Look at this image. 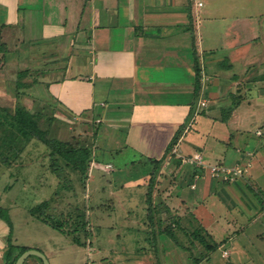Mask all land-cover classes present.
Segmentation results:
<instances>
[{
	"label": "crops",
	"instance_id": "obj_1",
	"mask_svg": "<svg viewBox=\"0 0 264 264\" xmlns=\"http://www.w3.org/2000/svg\"><path fill=\"white\" fill-rule=\"evenodd\" d=\"M203 1L199 7L197 0H0V79H8L3 59L10 43L15 47L29 38L20 62L28 57L30 66L13 74L25 75L20 80L29 85L27 90L28 76H37L35 86L45 84L44 97L28 92L35 99L34 108L52 99L78 120L98 113L97 123L111 122L94 133L96 172L119 177L122 170L104 158V152L122 156L130 149L146 161L166 153L156 184L165 188L175 180L177 191L171 194L168 188L170 200L159 195L165 205L181 215L188 211L201 222L214 218L209 234L223 245L222 264H264V13H212L203 9ZM15 58L19 55L10 57L17 66ZM98 83L104 84L99 94ZM16 97V107L21 103L30 111ZM126 106L128 114H118ZM114 127L123 130V141L104 150L103 139ZM196 151L207 162H250L244 176L225 185L205 177L212 180L205 182L204 192L216 193L211 208L194 192V170L175 166L178 156ZM145 165L130 164L124 169H132L123 172L133 174ZM151 170L144 168L143 176ZM15 188L26 191L22 182ZM214 227H222L225 234L217 237ZM6 230L0 219V247L10 237ZM18 239L13 235L21 245ZM2 248L0 264H5ZM245 249L246 260L236 261L234 255ZM210 253L194 257L193 264L210 259Z\"/></svg>",
	"mask_w": 264,
	"mask_h": 264
},
{
	"label": "rangeland",
	"instance_id": "obj_2",
	"mask_svg": "<svg viewBox=\"0 0 264 264\" xmlns=\"http://www.w3.org/2000/svg\"><path fill=\"white\" fill-rule=\"evenodd\" d=\"M209 8L212 13H241V15L264 13V0H206V6L203 9ZM28 39L25 43H19L15 47L14 42L10 43L7 57L3 59L6 77L10 80L0 79V106H7V109L13 113L16 110V96H18L21 101L31 107L29 108L31 112H37L36 115L34 114L37 125L34 129L35 133L33 136H28L26 139L28 141L24 145H22L23 139H11L13 136H8V139L11 140L9 141L11 147L22 148L19 155H15L18 153L17 150L10 153L12 155L9 158L10 163L4 162L2 159L4 157L2 154L6 153V149H8L5 146L6 142L0 145V172L2 170L4 172L1 173L2 178L0 179V219L7 227L6 237L10 235L12 230V238L13 235H16L21 245L43 252L50 264H193L194 257L198 256L200 259L206 253V248L195 241L191 232H194L195 228L198 227L199 229L202 228L203 234L207 233L206 235H208L212 231L214 218L204 217L203 223L195 221L193 224L192 215L188 211L182 215L178 214L179 209H171L168 203L167 208L164 198L159 195L161 194L163 197L167 195L166 199L170 200L168 199L169 193L173 191L171 194H175L177 183L175 180H171L170 187L167 185L164 188V184H156V180L152 189L154 203H152L154 211H151V216L154 219L152 223L149 219L150 204L147 201L150 176H143V169H153L155 166L153 162L146 161L142 157H135L134 151L130 149L124 150L122 156H118L120 154L116 151L104 152V158L112 160L117 166V170L122 169L117 173L119 177L111 172H105V174L96 172L95 160H93L85 186L81 184L79 174L74 172L72 168L60 169L62 173L60 177L54 172L51 166V147L44 139L40 138L41 133L46 139L69 140L89 146L94 151L98 141L93 139L96 129L98 132V128H107L111 122L105 120L102 124L97 123L98 113L91 114L88 120H78L50 98V102L44 100L38 103L37 109H35V99L28 92L34 91V94L38 92L40 97H44L43 94L46 93L45 84L35 86L33 79H36L37 76H28L31 77L29 82L31 87L27 90L26 87L29 85L20 80L25 78V75L17 77L16 74H13L15 69L16 71L24 70L30 66L28 57L20 62L23 55L27 54L23 49L29 42ZM17 55H19V58H15L17 66H14L13 59L10 57H17ZM45 67L50 70V66L46 65ZM45 75L49 76L50 74ZM40 77L38 76V78ZM97 86L99 94L104 84L98 83ZM127 86L124 84V87ZM6 88H9L10 91L8 92ZM120 111L118 114L126 116L129 107L126 106L121 113ZM116 123L120 122L116 121ZM9 128V126L6 127L4 132L0 127V144L3 141V134H9ZM10 130L15 135L23 133L18 128ZM123 137L122 129L120 130L118 127L108 128L107 138H104L102 142L103 149L106 150L107 146L116 145V142L123 141ZM14 141L20 143L14 144ZM191 154L195 155L198 152ZM183 155L186 154L183 153ZM136 158L139 159L135 160ZM145 161L147 165H145ZM130 164L138 165V168L142 165L145 166L133 174L130 171L128 174L124 173L123 171L132 169V166L124 169ZM6 165H10L12 168L7 170ZM10 175L12 176L10 177ZM205 177L195 179L198 188L194 192L197 198L202 200L201 202L211 208L210 204L216 193L204 192L205 182L212 180ZM214 181L215 183H228V181L217 178H214ZM20 182L26 185V191L15 188ZM143 182L146 185L140 184ZM168 188H170V192ZM56 191L58 192L56 193ZM191 198L194 199V197ZM45 201H47L46 212L49 216L51 213L56 217H68L69 227L67 229L72 230L79 227V230L72 231L73 234L71 235L63 234L45 223L41 219L40 212H37L40 210L38 206ZM194 201L198 203L197 200ZM218 209L221 211L220 206ZM78 214L83 215L82 219L88 220L87 225L70 224L75 221ZM169 224L174 225L176 238L163 231ZM214 230L217 237L225 234L222 227H214ZM76 237L80 239V244L74 241ZM238 237L244 239L240 232ZM206 240L212 245L217 243L208 236H206ZM13 243L18 245L15 241ZM217 244L218 247L210 253L212 257L208 260H200L199 264H222L223 260L220 259L223 245ZM226 244L228 245L229 242ZM3 245V248L0 247V249L4 250L8 247L6 238ZM250 248L251 244L248 243V250ZM248 250L245 249L240 252L239 256L235 254L236 261H245ZM16 251H18L17 248ZM30 260L33 261L29 264H42L40 256L31 255L25 260V264H28ZM262 260L264 263V257Z\"/></svg>",
	"mask_w": 264,
	"mask_h": 264
},
{
	"label": "trees",
	"instance_id": "obj_3",
	"mask_svg": "<svg viewBox=\"0 0 264 264\" xmlns=\"http://www.w3.org/2000/svg\"><path fill=\"white\" fill-rule=\"evenodd\" d=\"M204 5V4H203ZM201 7V6H200ZM1 66V64H0ZM196 73H197V80H198V90L201 89V66L200 64L197 62L196 64ZM34 114L36 115V113L30 112L25 108V105L18 103L16 110L12 113L10 112L6 106H0V127H2V129L6 130V127H10L8 129L9 134H3V141L1 142L0 145H2V143L6 142V148L8 147V149H6V153H3L2 159L4 160V162H11V160L9 158H11V154L13 153L12 151L17 150L18 153H16L15 155H19L20 151L22 150V148H17L16 147H11L9 145V141H11L10 139H8L9 135H12L13 138L11 139H28V136H33V133H35L34 129L37 127L36 125V121H35V117ZM21 129L23 133L19 134V135H15L12 130L10 129ZM181 129H179L174 137L172 138V140L170 141L168 148L169 151L171 150V148L173 147V145L177 142L180 133H181ZM24 135V136H23ZM40 138L44 139L46 141V143H48L51 147L50 150V156H51V166L52 169L54 170V172L60 177L62 175V173L60 172V169L63 170L64 167H68V168H72L74 170V172H77L80 176V181L81 184H83L84 186L86 185V181L89 177V169L91 168L90 165L92 163L93 160H96V155L94 153V151L91 149V147L86 146V145H81L80 143H75L69 140H62L59 138H50V139H46L42 133L39 135ZM20 141V140H19ZM16 142L14 141V144L20 143V142ZM22 142V141H21ZM4 152V151H3ZM14 155V157H15ZM166 155H164L162 158L166 157ZM161 158V159H162ZM148 161L153 162L155 164L154 168L151 170V172L149 173L150 176V185H149V190L147 192V201L150 204L149 207V219L150 221L153 223L154 219L151 216L152 212L154 211L153 207H152V203H153V198H152V189H153V185L154 182L157 180V172L159 170V165H161V159L157 160V159H149L147 158ZM99 160V159H98ZM175 163H176V167L179 168H191L194 171H192V173L195 175V172L198 171L196 167H194L192 164L190 163H183L181 161V157L178 156L175 159ZM214 179V178H212ZM58 191H56L57 193ZM46 203L47 201H45L44 203L40 204L38 207L37 212H40V216L41 219L49 224L50 226H52L53 228L59 230L60 232H62L63 234H73L72 231H76L79 230V227H75L72 230L67 229L68 223H69V219L68 217H56L54 215H52L50 213V216L47 214L46 212ZM158 203V202H157ZM154 204V203H153ZM156 206V205H154ZM167 206V205H166ZM50 208H51V202H50ZM168 208V206H167ZM157 209H158V204H157ZM1 211V210H0ZM152 211V212H151ZM159 211V210H158ZM46 212V213H45ZM47 214V215H45ZM194 216V215H192ZM81 217V218H80ZM83 215L78 214V217L75 218L74 222H71L70 224H80L85 226L87 225L88 220H84L82 219ZM197 221L198 219L193 218V224L194 222ZM166 233H168L170 236L175 237L176 236V232H175V227L173 224H169L166 228H164V230ZM87 232V231H86ZM88 234V232H87ZM207 234V233H206ZM203 234L202 228L199 229L198 227L195 228L194 232H191V235L195 238V241H197L199 244L203 245L206 250L208 251H213L218 247V244H210L207 240H206V236L210 237V234L206 235ZM9 239H8V247L5 249L4 251V260H5V264H14L15 261L17 260V258L19 257V255L29 249L28 246H24V245H15L13 243V238L12 236V230L10 232L9 235ZM177 237V236H176ZM175 237V238H176ZM74 241L77 242L78 244H80V239H78L77 237L74 238ZM16 248L19 250L16 251ZM30 257V256H29ZM42 264L43 263V259L40 257ZM25 264V262H24Z\"/></svg>",
	"mask_w": 264,
	"mask_h": 264
},
{
	"label": "built area",
	"instance_id": "obj_4",
	"mask_svg": "<svg viewBox=\"0 0 264 264\" xmlns=\"http://www.w3.org/2000/svg\"><path fill=\"white\" fill-rule=\"evenodd\" d=\"M196 4L200 7L203 6V0H197ZM181 161L183 163H190L197 168L195 172L197 178H203L209 176L210 178H217L223 181H234L239 177L246 174L250 167V162L237 161L234 164H226L224 162H207L201 154H187L181 155ZM195 183L192 187H195Z\"/></svg>",
	"mask_w": 264,
	"mask_h": 264
},
{
	"label": "water",
	"instance_id": "obj_5",
	"mask_svg": "<svg viewBox=\"0 0 264 264\" xmlns=\"http://www.w3.org/2000/svg\"><path fill=\"white\" fill-rule=\"evenodd\" d=\"M31 255L40 256L43 259L44 264H50L47 256L43 252H41L40 250L34 249V248H29V249L23 251L19 255V257L17 258V260L15 261L14 264H24L25 260Z\"/></svg>",
	"mask_w": 264,
	"mask_h": 264
}]
</instances>
